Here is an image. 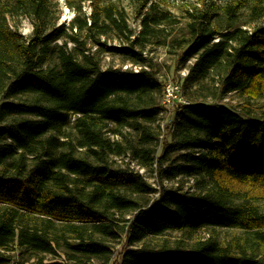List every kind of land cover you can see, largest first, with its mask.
<instances>
[{
  "label": "trees",
  "instance_id": "trees-1",
  "mask_svg": "<svg viewBox=\"0 0 264 264\" xmlns=\"http://www.w3.org/2000/svg\"><path fill=\"white\" fill-rule=\"evenodd\" d=\"M66 1L75 16L59 26L48 22L51 0H0V264L17 250L110 264L123 236L116 264H264V116L249 111L260 102L264 112V24L238 23L245 1L235 0L225 7V29L215 12L187 10L182 34L162 38L180 24L163 0H131L139 31L114 0H97L90 15ZM11 15L28 16L32 34L14 29ZM111 32L121 46L109 45ZM152 43L185 48L182 61L195 59L188 75L214 79L220 98L238 94L246 110L191 101L165 126L159 156L112 139L162 111L155 92L166 84L145 68ZM105 50L142 69H104ZM128 149L157 173L158 196L144 176L121 178L112 168ZM179 176L194 179L193 187L164 185ZM212 229L236 232L193 238Z\"/></svg>",
  "mask_w": 264,
  "mask_h": 264
},
{
  "label": "rangeland",
  "instance_id": "rangeland-1",
  "mask_svg": "<svg viewBox=\"0 0 264 264\" xmlns=\"http://www.w3.org/2000/svg\"><path fill=\"white\" fill-rule=\"evenodd\" d=\"M93 1V2H92ZM215 2L217 4H212ZM235 0H163L164 8L173 12L176 17L180 20V24L176 27H167L164 29L162 38L168 32H173L175 36L182 34V29L184 28L186 22L188 21L187 9L190 7H195V2L202 4L204 10L210 12H215L217 16L214 18V22L217 23L222 29L227 27L226 11L225 7L228 4L233 3ZM244 6L239 10L236 15V21L240 24H245L247 27H254L260 24H264V0H244ZM119 8L124 9L127 13V19L130 27L135 31L139 30L141 17H138L136 14L137 7L131 0H114ZM51 14L48 18V22L57 21L58 25H68L75 16L73 9L68 6L66 0H51ZM82 3L84 12L87 15H90L92 12V4H97V0H71L73 7H78ZM254 4H258L257 9H255ZM9 23L14 29L19 30L21 33L26 36H30L33 32V24L31 19L26 15H14L8 17ZM252 29V28H251ZM105 38V37H104ZM108 42L109 45L114 47L121 46V41H123L121 36H118L117 33L111 32ZM66 40L68 42V48H74L73 44L69 38ZM84 36H82L81 41L84 42ZM65 40L59 42L60 45H63ZM111 43V44H110ZM92 47V50H95L96 47L92 46L89 41L87 42V48ZM185 48L172 49L170 45L152 43L147 44L144 49L148 57V63L146 66L149 72H152L160 81L165 82L169 81L178 82L182 87L184 96L187 100L192 101L195 104L200 103H209V104H220L229 107L237 108L238 110H246L244 106V100L238 94L227 95L223 98H220V90L218 89V84L215 85L214 79H206L201 82H196L192 75H182L181 71L186 67L190 66L195 62V59L185 63L182 61L183 53ZM80 53V51H77ZM130 64H134L133 60H125L121 54L118 52H110L105 50L102 52V67L108 68L111 66L120 67ZM125 69V68H124ZM164 90H157L155 92L156 100L160 104ZM262 103L256 102L253 107L250 108V113L253 117L264 116L262 110ZM177 109L168 110L163 115H155L151 117L149 121H143V126L141 130H136L134 127H128L124 130L123 135H118L117 137L113 136L111 133L112 139H119L124 146L130 148L133 145H142L147 148H151L154 151L156 156H159L165 147L164 144V134L165 126L167 124H172L174 116ZM74 123V121L72 122ZM110 128H113L112 126ZM72 128H69L71 130ZM145 133L146 136H149L148 143H142L144 141ZM171 160H168L167 165H170ZM112 168L118 170V173L121 178L133 179L140 174L144 176V179L151 184L154 188H157V196L160 194V184L158 181L157 173L152 171L149 168H142L137 160L133 157L132 151L129 149L127 153L122 156H115L112 158ZM163 183L168 187H180L183 190H188L193 187L195 183L194 179H189L186 177H176L174 179L164 178ZM236 231L228 229H216V230H201L197 234L193 235V238H207L210 234H214L220 239H225L231 237ZM179 233H173V236H180ZM126 243V237L123 236L121 239H118L112 245V250L114 252L110 264H116L121 260V252L124 249ZM11 264H70L63 263V259H54L51 256L45 257V259H40L38 256H35L31 253L17 250L9 254ZM102 264V263H97Z\"/></svg>",
  "mask_w": 264,
  "mask_h": 264
},
{
  "label": "built area",
  "instance_id": "built-area-1",
  "mask_svg": "<svg viewBox=\"0 0 264 264\" xmlns=\"http://www.w3.org/2000/svg\"><path fill=\"white\" fill-rule=\"evenodd\" d=\"M213 1H217V0H213ZM177 2L179 3V0H177ZM202 8H203V6L201 3L195 2V7L192 8L189 6V8L187 10L189 12H194L195 10L202 9ZM216 40H218V39H216ZM190 63H191V61H190ZM129 65L130 64L125 65L124 68L125 69L130 68V69L134 70L135 72H139L142 69V67L138 66V65L131 64V67ZM181 73H182V75H188L189 74V68L185 67L181 71ZM190 104H191V101H189L185 98L182 87L178 83H175L173 81H169L166 83V86H165L164 92H163V96L161 99L162 111H161L160 115L165 114L166 112H168V110L178 109L184 105H190ZM10 264H11V262H10Z\"/></svg>",
  "mask_w": 264,
  "mask_h": 264
}]
</instances>
